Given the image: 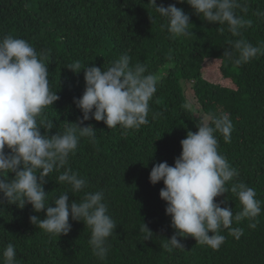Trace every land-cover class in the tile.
Returning a JSON list of instances; mask_svg holds the SVG:
<instances>
[{"label":"trees","instance_id":"trees-1","mask_svg":"<svg viewBox=\"0 0 264 264\" xmlns=\"http://www.w3.org/2000/svg\"><path fill=\"white\" fill-rule=\"evenodd\" d=\"M247 11L236 14L251 21L239 36L226 26L210 24L190 5L177 0H156V6L175 4L190 17L189 35L172 38L166 20L149 0H0V39L7 35L26 40L37 53H45L49 89L59 99L46 107L37 121L41 134H62L78 124L82 112L73 102L85 90L84 71L67 67L75 61L102 71L123 54L131 65L141 62L157 79V91L149 102L148 124L139 129H109L90 119L96 142L81 137L78 147L59 171L45 178L46 205L69 192V202L82 200L86 192L103 191L108 214L116 229L108 238V253L101 260L89 243L91 229L69 217L71 231L53 236L30 222L45 219L46 210L35 212L30 204H0V261L5 247L16 249L17 264H264V55L240 66L223 57L230 42L244 39L264 47V0H238ZM224 27L225 31H218ZM192 86L203 114H230L231 141L217 133L218 151L239 175L231 183L254 188L261 213L232 227L243 235L236 239L222 229L225 242L219 250L201 245L192 237L181 238L184 249L165 245L175 233L166 203L160 199L163 182L152 185L155 164L174 166L182 152L181 141L189 131H198V121L189 109L182 83ZM6 153L10 150L5 148ZM66 169L86 178L87 187L72 193L58 176ZM14 174H5L11 179ZM0 200H3L0 195ZM225 201L233 213L241 211L237 196L229 191L215 198ZM153 234L141 231L142 224ZM255 223L256 227L249 225ZM211 235V233L209 234Z\"/></svg>","mask_w":264,"mask_h":264},{"label":"clouds","instance_id":"clouds-1","mask_svg":"<svg viewBox=\"0 0 264 264\" xmlns=\"http://www.w3.org/2000/svg\"><path fill=\"white\" fill-rule=\"evenodd\" d=\"M187 3L204 21L226 26L233 36H239L251 21L236 14V9L246 12L238 0H177ZM160 17L166 20L168 33L172 38L189 35L190 17L175 4L156 6V0H149ZM264 15V13H257ZM221 33L224 27H219ZM223 57L235 65L246 64L260 55L264 47L253 46L244 39L230 42ZM45 53L37 51L26 40L7 35L0 39V195L8 204L19 202L21 208L30 204L35 212L46 210V217L40 220L31 216L30 222L53 235H67L71 231L69 217L82 221L91 229L89 243L99 259L106 258L107 241L116 229V223L108 214L103 191L86 192L79 202H69V192L54 199V207L46 205L45 178L54 170L64 168L70 154H73L81 137L96 142V131L92 125L81 126L90 119L103 122L109 129L120 126L124 130L139 129L148 124L149 102L157 91L156 77L147 72L141 62L131 65L128 54H123L102 71L96 66H83L80 61L67 69L78 74L84 71L85 90L74 99L82 112L78 124L67 127L54 136L41 134L37 118L42 111L59 99L49 89L48 70L44 62ZM233 124L230 114L208 113L198 124V131H189L181 141L182 152L175 159L174 166L166 161L155 164L150 172L152 185L163 182L159 196L166 203L165 214L171 217L175 233L166 247L184 249L178 237H192L197 243L219 250L225 242L222 229L239 239L243 230L233 228L234 221L254 219L261 213V202L256 198L254 188L243 182L229 183L239 175L226 158L218 151L217 133L224 142L231 141ZM10 150L6 153L5 148ZM14 174L11 179H6ZM72 193L83 191L87 180L66 169L59 176ZM231 191L241 205V211L233 213L225 201L215 198ZM251 228L256 224L251 223ZM141 231L147 233L145 240L152 237L143 223ZM211 233V235H209ZM0 264H17L16 249L9 243L2 252Z\"/></svg>","mask_w":264,"mask_h":264},{"label":"rangeland","instance_id":"rangeland-1","mask_svg":"<svg viewBox=\"0 0 264 264\" xmlns=\"http://www.w3.org/2000/svg\"><path fill=\"white\" fill-rule=\"evenodd\" d=\"M181 85L183 88L186 103H187L189 109L193 112L196 120L199 123L200 121L203 120L205 115L203 114V111H202L200 105L198 104V102L194 96L192 86L188 82H183Z\"/></svg>","mask_w":264,"mask_h":264}]
</instances>
